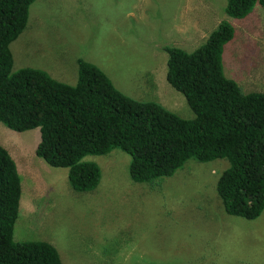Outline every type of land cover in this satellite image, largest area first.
Listing matches in <instances>:
<instances>
[{
  "label": "rangeland",
  "instance_id": "1",
  "mask_svg": "<svg viewBox=\"0 0 264 264\" xmlns=\"http://www.w3.org/2000/svg\"><path fill=\"white\" fill-rule=\"evenodd\" d=\"M227 0H37L25 31L11 44L13 71L30 67L75 85L78 60L99 67L127 96L195 114L167 81L166 46L188 53L222 21L236 34L223 67L245 93H264V7L245 19L226 14ZM39 129L0 123V145L16 162L22 196L13 238L52 244L64 264H264V212L229 216L217 193L227 159L190 160L157 185L134 182L131 157L119 149L87 156L102 171L91 192L71 188L68 169L36 154Z\"/></svg>",
  "mask_w": 264,
  "mask_h": 264
},
{
  "label": "trees",
  "instance_id": "2",
  "mask_svg": "<svg viewBox=\"0 0 264 264\" xmlns=\"http://www.w3.org/2000/svg\"><path fill=\"white\" fill-rule=\"evenodd\" d=\"M36 1L0 0V123L17 132L39 129L37 156L68 169L76 192L94 191L101 182V168L85 158L115 149L131 157V179L153 187L190 160L227 159L216 186L224 211L248 221L263 214L264 93H245L225 75L224 49L236 34L231 23L222 21L191 53L164 48L167 81L195 114L185 119L158 103L127 96L82 59L75 85L41 69L14 72L11 44L25 31ZM257 4L264 7V0H227L226 14L243 20ZM21 196L16 162L0 145V264H64L50 243L14 240Z\"/></svg>",
  "mask_w": 264,
  "mask_h": 264
}]
</instances>
